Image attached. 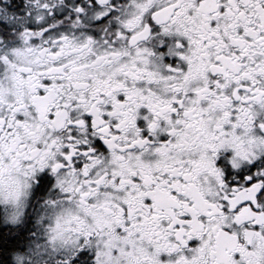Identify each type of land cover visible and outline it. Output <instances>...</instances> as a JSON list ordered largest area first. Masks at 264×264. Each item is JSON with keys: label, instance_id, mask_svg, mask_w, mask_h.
Masks as SVG:
<instances>
[{"label": "snow or ice", "instance_id": "snow-or-ice-1", "mask_svg": "<svg viewBox=\"0 0 264 264\" xmlns=\"http://www.w3.org/2000/svg\"><path fill=\"white\" fill-rule=\"evenodd\" d=\"M0 264H264V0H0Z\"/></svg>", "mask_w": 264, "mask_h": 264}]
</instances>
